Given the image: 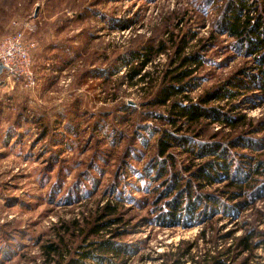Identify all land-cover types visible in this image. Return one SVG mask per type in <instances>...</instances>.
<instances>
[{
  "label": "rangeland",
  "instance_id": "1",
  "mask_svg": "<svg viewBox=\"0 0 264 264\" xmlns=\"http://www.w3.org/2000/svg\"><path fill=\"white\" fill-rule=\"evenodd\" d=\"M225 1L0 0V38L14 30L13 21L29 23L25 36L38 47L32 55L34 87L0 75V264H61L68 250L107 238L127 248L115 260L120 264H175L186 247L195 246L191 254H212L250 228L257 229L255 240L261 243L232 264L244 258L246 264H264V199L236 217L219 213L188 227L160 226L153 220L154 194L146 187L154 182L144 177V163L156 153L159 133L153 126H169L146 117L149 108L143 102L148 97L139 87L115 81L126 70L132 49L141 52L150 45L155 50L157 41L166 39V52H153L145 67L159 78L174 56L171 31L175 45L186 36L185 52L197 49L205 59L198 69L200 84L189 92L193 101L252 66L250 57L234 51L230 36L217 34L214 23ZM108 71L115 73L108 80L92 75ZM238 92L230 100L238 104L234 113L246 115V127L262 128L264 95L255 87ZM250 95L251 101L246 99ZM153 109L167 114L162 106ZM139 124L148 129H138L137 136ZM242 129L208 123L204 136L228 138ZM263 135L261 130L255 136ZM172 150L181 164L202 162ZM233 151L260 156L250 149ZM223 188L213 184L202 190ZM106 203L118 206L120 220L95 234ZM231 232V238L224 237ZM47 244L60 246L61 254L47 253Z\"/></svg>",
  "mask_w": 264,
  "mask_h": 264
},
{
  "label": "trees",
  "instance_id": "2",
  "mask_svg": "<svg viewBox=\"0 0 264 264\" xmlns=\"http://www.w3.org/2000/svg\"><path fill=\"white\" fill-rule=\"evenodd\" d=\"M253 1L226 0L214 24L217 34L230 36L234 51L238 55L250 57L254 64L235 72L216 86L205 89L196 100L189 98V92L200 84L198 69L205 59L197 49L185 52L188 44L186 36L175 45L173 31L169 32L168 40L175 46L174 56L159 78L158 74L154 75L145 67L152 61L153 52L156 55L166 52V39L158 40L155 50L150 45L142 48L141 52L137 48L132 49V57L125 61L126 70L115 80L118 84L139 87L144 97H148L143 102L149 108L146 117L158 118L169 126L161 129L153 126L154 131L158 130L159 133L156 153L144 163L143 169L144 177L154 182L146 189L154 194L153 209L157 213L153 220L160 226L188 227L208 222L219 213L236 217L254 202L264 199V159L259 158L264 155V135L255 136L261 130L264 131V126L259 128L250 124L251 127H246V115L234 113L238 104L230 102L240 89L247 91L255 87L261 92L258 95H264V0H257L254 4ZM205 2L204 5H212L213 0ZM136 61L138 63L132 65ZM114 74L108 71L92 75L108 80ZM253 96L246 99L251 101ZM223 100L224 104H215ZM160 106L166 108V115L156 113L153 109ZM128 109L135 111V108ZM208 123H219L231 129L241 126L245 129L228 138L217 139L214 135L204 136V128ZM136 127V134L133 133L137 136L141 133L138 129H148L145 124ZM172 149H178L180 153L201 159L202 162L198 166L181 164ZM233 149H250L260 156L257 158V155L250 156L234 152ZM89 176L86 173V177ZM213 184L224 188L216 190L217 193L202 190L205 185ZM102 209L100 221L103 222L92 230L95 234L120 220L116 216V204L106 203ZM233 233L224 237L231 238ZM204 235V231H201L199 238ZM257 235L256 228L245 229L242 235L232 240L230 246L212 254L209 251L191 254L190 249L195 246L186 247L178 252L175 264H232L239 255L250 253L260 245L261 242L255 240ZM44 248L47 253L61 254L58 245L47 244ZM126 249L111 238L83 242L71 252L68 250V256L61 264H87L88 260L93 264H120L115 260L125 256ZM247 261L244 258L240 264H246Z\"/></svg>",
  "mask_w": 264,
  "mask_h": 264
},
{
  "label": "built area",
  "instance_id": "3",
  "mask_svg": "<svg viewBox=\"0 0 264 264\" xmlns=\"http://www.w3.org/2000/svg\"><path fill=\"white\" fill-rule=\"evenodd\" d=\"M12 25L14 30L0 38V63L3 72L13 83L32 88L36 84L32 70V51L36 48V43L25 36L31 26L19 21H13Z\"/></svg>",
  "mask_w": 264,
  "mask_h": 264
},
{
  "label": "water",
  "instance_id": "4",
  "mask_svg": "<svg viewBox=\"0 0 264 264\" xmlns=\"http://www.w3.org/2000/svg\"><path fill=\"white\" fill-rule=\"evenodd\" d=\"M3 73V66L2 64L0 63V75Z\"/></svg>",
  "mask_w": 264,
  "mask_h": 264
},
{
  "label": "crops",
  "instance_id": "5",
  "mask_svg": "<svg viewBox=\"0 0 264 264\" xmlns=\"http://www.w3.org/2000/svg\"><path fill=\"white\" fill-rule=\"evenodd\" d=\"M38 48V47H37ZM37 48H35L33 51H32V55H34L37 51Z\"/></svg>",
  "mask_w": 264,
  "mask_h": 264
}]
</instances>
